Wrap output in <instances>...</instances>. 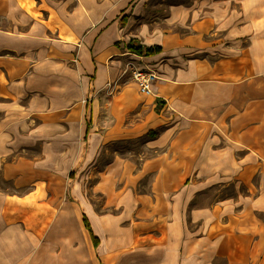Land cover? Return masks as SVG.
Here are the masks:
<instances>
[{
    "label": "crops",
    "instance_id": "crops-1",
    "mask_svg": "<svg viewBox=\"0 0 264 264\" xmlns=\"http://www.w3.org/2000/svg\"><path fill=\"white\" fill-rule=\"evenodd\" d=\"M0 179V264H264V0H0Z\"/></svg>",
    "mask_w": 264,
    "mask_h": 264
},
{
    "label": "rangeland",
    "instance_id": "rangeland-1",
    "mask_svg": "<svg viewBox=\"0 0 264 264\" xmlns=\"http://www.w3.org/2000/svg\"><path fill=\"white\" fill-rule=\"evenodd\" d=\"M174 1H178V0H174ZM183 1H187V0H183ZM188 1H191V0H188ZM126 76H128V78L133 81V78H132V75H131V71H127ZM112 146L114 148L120 147L117 142L113 143ZM128 146H131L130 149L133 150L135 153H138L141 150V139L140 140L138 139V142L136 144H134V142H132V143L130 142L128 144ZM126 147H127V145H126ZM126 152H127V150H126ZM112 157H113L112 154H108V155H106V157L100 159V163H105L106 161H109ZM0 187H3V188L9 187L10 191H14L13 187L8 185L7 182H5V181H3L1 179H0ZM242 192H246L245 189H243ZM232 193H233V186L232 185H227V186H223V187H218V188H213V189L206 190V191H204L203 195H205V198H206V202L205 203H208L214 197L224 196L226 194H232ZM251 214L255 216L256 220L260 221L261 223L264 222V212H254V213L251 212Z\"/></svg>",
    "mask_w": 264,
    "mask_h": 264
},
{
    "label": "built area",
    "instance_id": "built-area-1",
    "mask_svg": "<svg viewBox=\"0 0 264 264\" xmlns=\"http://www.w3.org/2000/svg\"><path fill=\"white\" fill-rule=\"evenodd\" d=\"M126 71H131L133 81L136 83L140 93L144 95L154 94L155 83L159 78V73L156 69L142 67L134 61H129L125 67Z\"/></svg>",
    "mask_w": 264,
    "mask_h": 264
},
{
    "label": "trees",
    "instance_id": "trees-1",
    "mask_svg": "<svg viewBox=\"0 0 264 264\" xmlns=\"http://www.w3.org/2000/svg\"><path fill=\"white\" fill-rule=\"evenodd\" d=\"M126 16H124L122 18L121 21L125 22ZM117 44H121L120 42ZM124 47L127 48V50L131 51V52H135L138 54H142V53H146V54H153L155 51H160L161 47L159 45H155V46H147L145 48H143V45L141 43L136 42L135 40H130L127 43H123L122 44ZM85 224L88 228H90L89 223L87 222V220H85ZM95 243L98 241V239L96 237H93Z\"/></svg>",
    "mask_w": 264,
    "mask_h": 264
}]
</instances>
